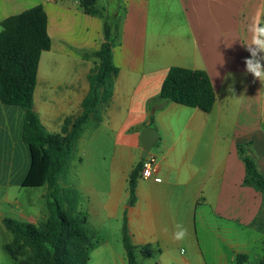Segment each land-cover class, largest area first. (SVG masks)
I'll list each match as a JSON object with an SVG mask.
<instances>
[{"label": "crops", "instance_id": "1", "mask_svg": "<svg viewBox=\"0 0 264 264\" xmlns=\"http://www.w3.org/2000/svg\"><path fill=\"white\" fill-rule=\"evenodd\" d=\"M115 1L122 15L108 14L119 20L112 49L119 71L103 120L92 128L104 135L92 139L96 154L79 140L66 181L79 192L78 211L98 238L87 264H126V257L117 256L110 241L98 235L121 230L124 214L135 253L155 252L157 264H207L206 256L214 264H238L239 254L246 255L242 264H249L246 243L228 241L224 233L234 230L230 224L254 229L250 224L262 205L260 192L243 183L245 168L236 146L250 143L247 153L264 174V84L246 72L244 63L250 55L248 26L258 12L261 22L264 0ZM37 5L47 16L50 48L39 58L33 109L47 132L58 133L64 118L79 113L89 90L103 18L84 13L79 0H0V22ZM170 67L208 74L215 92L209 112L158 99ZM23 119L21 108L0 102V187L21 186L29 167ZM147 127L158 135L148 153L156 172L138 179L136 202L129 206V174L142 160L140 133ZM207 214L214 218L211 227ZM17 216L37 223L30 213ZM176 224L188 230L184 241L172 238ZM209 228L218 240L208 239ZM257 232L262 248L264 234ZM262 256L261 250L259 264Z\"/></svg>", "mask_w": 264, "mask_h": 264}, {"label": "trees", "instance_id": "2", "mask_svg": "<svg viewBox=\"0 0 264 264\" xmlns=\"http://www.w3.org/2000/svg\"><path fill=\"white\" fill-rule=\"evenodd\" d=\"M81 10L103 18V40L92 53L97 63L88 75L89 90L75 116L64 118L58 133H49L33 109L39 58L50 48L47 34V16L41 5L10 16L0 22V102L19 107L24 112L22 141L28 148L29 167L20 185L45 187L47 206L45 220L35 224L13 218H4L5 228L12 234L11 242L3 249L17 264H87L95 236L87 228L86 214L78 211L79 192L60 178L68 175L73 151L86 126L98 125L113 95L118 68L113 62L112 49L118 38V17L99 13L96 0H79ZM264 25V17L261 19ZM90 54H84L89 57ZM158 99L209 112L215 102V92L208 74L202 70L170 67L160 86ZM250 143L237 145V153L244 164L243 183L253 186L262 196L259 213L250 224L264 234V174L255 159L247 153ZM142 159L130 172L127 204L136 202V185L140 178ZM122 243L128 264H138L137 248L131 243L126 215L123 216ZM142 250L148 247H141ZM264 251V240H262ZM246 255H237L242 264ZM264 264V256L261 258Z\"/></svg>", "mask_w": 264, "mask_h": 264}, {"label": "rangeland", "instance_id": "3", "mask_svg": "<svg viewBox=\"0 0 264 264\" xmlns=\"http://www.w3.org/2000/svg\"><path fill=\"white\" fill-rule=\"evenodd\" d=\"M118 1L115 0H96L95 9L103 14V16L107 15L108 12H119V15H122L123 11L120 6H118ZM119 21V20H118ZM95 123L91 121L85 128L83 134L80 139H82L81 144L86 146L91 145V147H87L92 151L93 154L97 153V148L93 147L96 142H92L93 138L102 137L104 135L103 132H95L92 128ZM95 132V133H94ZM79 139V140H80ZM107 139V138H106ZM79 142V141H78ZM154 147L149 151L151 153ZM78 157V147H76L73 151V159L71 163ZM70 163V166H71ZM70 172L66 176H62L60 178V183H64L68 180ZM71 187V186H70ZM45 190L43 188H30V187H22L18 185H10L7 188L0 187V264H17L15 260H13L8 253L3 249V246L12 241V234L5 228L3 224V218H13L18 219L17 213L18 211H24L25 213H30L35 216V221L40 222L47 217L48 211L46 206L45 197H41V192ZM80 201V194H79ZM44 216V217H43ZM38 220V221H37ZM218 222V221H217ZM219 223V222H218ZM214 224V218L207 214V222L206 225L211 227ZM226 224V223H225ZM229 226L234 227V230H230L224 233V236L228 241L231 242H242L246 243V249L248 251V255L250 258L249 264H259L258 259L261 253V244L257 242V238L261 236L254 229H244L239 228L234 224H230ZM200 227V225H198ZM90 231V230H89ZM91 232V231H90ZM208 235V239L216 241L218 239L213 238L211 234L210 228L206 231ZM99 238L107 239L110 241L112 245V249L115 253L122 257H126L125 249L122 243L121 230L109 231L102 230L99 234ZM198 236L202 244H204V231L199 228ZM98 241L97 236H95L94 243ZM222 245V244H221ZM223 251L228 253L229 247L228 244H224ZM144 251V250H143ZM136 261L138 264H157V254L153 252L148 256L147 254H140L139 252L135 253ZM207 264H214L215 259L206 256ZM120 264V263H119ZM126 264L127 261H126Z\"/></svg>", "mask_w": 264, "mask_h": 264}, {"label": "clouds", "instance_id": "4", "mask_svg": "<svg viewBox=\"0 0 264 264\" xmlns=\"http://www.w3.org/2000/svg\"><path fill=\"white\" fill-rule=\"evenodd\" d=\"M260 14L258 12L257 17L248 26L251 40L245 46L250 55L244 63L246 72L251 74L255 80H259L261 84H264V25L259 21ZM229 90L231 91V88ZM188 235V230L183 225H175V231L172 234L174 241H184Z\"/></svg>", "mask_w": 264, "mask_h": 264}, {"label": "water", "instance_id": "5", "mask_svg": "<svg viewBox=\"0 0 264 264\" xmlns=\"http://www.w3.org/2000/svg\"><path fill=\"white\" fill-rule=\"evenodd\" d=\"M158 139L157 131L154 128H144L140 133V145L142 148V159H145L149 151L155 146Z\"/></svg>", "mask_w": 264, "mask_h": 264}, {"label": "built area", "instance_id": "6", "mask_svg": "<svg viewBox=\"0 0 264 264\" xmlns=\"http://www.w3.org/2000/svg\"><path fill=\"white\" fill-rule=\"evenodd\" d=\"M155 172H156L155 158L148 154L147 157L142 162L140 178L148 179L152 177Z\"/></svg>", "mask_w": 264, "mask_h": 264}]
</instances>
